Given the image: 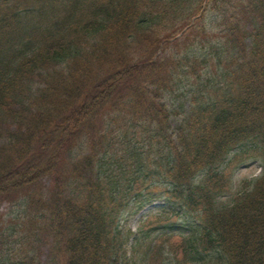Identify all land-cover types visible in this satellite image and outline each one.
<instances>
[{
	"label": "trees",
	"instance_id": "1",
	"mask_svg": "<svg viewBox=\"0 0 264 264\" xmlns=\"http://www.w3.org/2000/svg\"><path fill=\"white\" fill-rule=\"evenodd\" d=\"M246 152L261 173L219 204ZM0 199L54 264H132L121 220L156 199L163 226L193 219L186 260L264 264V0H0ZM0 264L36 263L19 247Z\"/></svg>",
	"mask_w": 264,
	"mask_h": 264
},
{
	"label": "rangeland",
	"instance_id": "2",
	"mask_svg": "<svg viewBox=\"0 0 264 264\" xmlns=\"http://www.w3.org/2000/svg\"><path fill=\"white\" fill-rule=\"evenodd\" d=\"M206 39H215L216 33L206 31ZM206 43L199 44L198 50H202ZM213 63V61L211 62ZM215 67V66H214ZM186 83L175 91H172L168 96V106L171 111L172 124H176L178 119L186 113L191 107L192 94L190 89H196L198 80L196 76L189 74ZM199 90L197 91L198 95ZM247 146V145H246ZM248 147V146H247ZM240 151L241 148H237ZM249 152L238 154L233 159L228 160L225 167V173L228 176V189L218 198L219 204L223 202H231L232 199L243 189L248 190L254 182V178L261 173V160L256 157H249ZM43 184L47 180L42 181ZM41 182V183H42ZM163 200L156 199L151 203L145 205L138 212H135L127 217L122 218L121 224L124 228H129L133 234L130 235L127 249L131 255L132 264H152L151 254H149L150 247L156 242L159 248L162 249L160 264H200L188 259L187 256L183 258L182 251L179 247L180 242L176 241L179 237L184 236L187 231L186 225L193 219L188 213L179 217L178 223L168 227L163 226L167 222V217L170 220L174 219V215L167 214L161 216L165 220H160L161 210L165 207ZM24 212V207L19 201H9L0 199V218L1 224H5L3 235V242H7V248L0 250V259H7L9 256L19 249H25L29 255H34V262L36 264H54L57 254L52 251V239L50 236L37 231H31V234L22 229L19 224L20 215ZM182 215L183 213H178ZM187 216V217H186ZM162 221V222H158ZM136 240L134 242V239ZM141 240L139 242V238ZM134 242V250H131V244ZM139 242V243H138ZM1 243V244H2ZM0 244V245H1ZM24 245V246H23ZM2 247V246H1Z\"/></svg>",
	"mask_w": 264,
	"mask_h": 264
}]
</instances>
